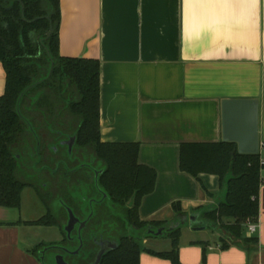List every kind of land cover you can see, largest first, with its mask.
<instances>
[{
  "label": "crops",
  "instance_id": "1",
  "mask_svg": "<svg viewBox=\"0 0 264 264\" xmlns=\"http://www.w3.org/2000/svg\"><path fill=\"white\" fill-rule=\"evenodd\" d=\"M60 7L61 56L100 62L101 141L139 144V164L157 174L140 219L167 222L169 228L185 222L182 264H264V169L258 231L247 235L258 241L226 250L221 235L195 211L216 205L219 177L196 179L180 169L182 148L224 143L226 99L260 100L264 144V0H60ZM6 81L0 62V98ZM31 189L23 191L20 209L0 206V264H42L33 253L34 228L53 230L50 243L61 238L56 226L27 224L44 216H26L24 197ZM175 203L186 214L179 222ZM144 245L171 249V241L161 237ZM140 264L172 262L142 252Z\"/></svg>",
  "mask_w": 264,
  "mask_h": 264
},
{
  "label": "trees",
  "instance_id": "2",
  "mask_svg": "<svg viewBox=\"0 0 264 264\" xmlns=\"http://www.w3.org/2000/svg\"><path fill=\"white\" fill-rule=\"evenodd\" d=\"M60 23V0H0V62L7 76L0 98V206L21 208L23 191L34 187L25 181V171L43 174L47 183V194H38L48 213L27 222L30 226H56L63 231L68 208L80 215L96 194H106L116 208L109 210L118 215L122 234L118 249L104 264H140L142 252L182 264V225L161 237L171 241L169 251L145 247L144 240L155 238L150 230L171 225L140 219L141 203L155 191L157 174L139 164V144L101 141L100 62L62 57ZM73 137L70 152L62 143ZM88 161L102 167L97 181H91L81 167ZM180 169L196 179L201 174L219 177L216 205L195 211L221 235L223 250L257 243V237L246 236L245 229L259 220L261 154L241 155L230 143L194 145L182 148ZM54 195L59 198L57 212L50 205ZM173 210L175 222L186 216L180 203L173 204ZM134 228L141 239L131 233ZM33 253L37 256L38 251Z\"/></svg>",
  "mask_w": 264,
  "mask_h": 264
},
{
  "label": "flooded vegetation",
  "instance_id": "3",
  "mask_svg": "<svg viewBox=\"0 0 264 264\" xmlns=\"http://www.w3.org/2000/svg\"><path fill=\"white\" fill-rule=\"evenodd\" d=\"M81 167L87 170L85 174L89 172L91 181L93 178L97 181L102 173V167L94 161L85 162ZM98 195L91 200L89 207L82 206L80 215H75L80 222L70 235L66 232L68 217L62 221L64 230H60L59 241L39 245L37 256L42 264H57V257H62L67 264H104L106 258L118 249L122 234L121 222L115 211H112L113 215L110 214L109 209L114 207L110 205L107 195ZM131 230L135 237L141 239L142 234L138 229Z\"/></svg>",
  "mask_w": 264,
  "mask_h": 264
},
{
  "label": "water",
  "instance_id": "4",
  "mask_svg": "<svg viewBox=\"0 0 264 264\" xmlns=\"http://www.w3.org/2000/svg\"><path fill=\"white\" fill-rule=\"evenodd\" d=\"M51 33H49V36ZM222 128L224 143L236 144L238 153L241 155H259L261 152L260 139V100L258 99H226L222 102ZM76 138L65 141L71 152ZM69 223L66 232L70 235L75 225L80 221L72 209L68 208ZM195 221V218H193ZM182 222L181 225H184ZM171 228H160L157 231L150 230L149 234L162 237L174 230ZM57 264H67L62 257H57Z\"/></svg>",
  "mask_w": 264,
  "mask_h": 264
},
{
  "label": "rangeland",
  "instance_id": "5",
  "mask_svg": "<svg viewBox=\"0 0 264 264\" xmlns=\"http://www.w3.org/2000/svg\"><path fill=\"white\" fill-rule=\"evenodd\" d=\"M22 174H23L25 181H27L28 183H31L34 186L32 187L33 189L28 191V193L24 197L25 204L23 205V207H24L26 216L28 217V219H36L41 215L46 216L48 213L47 208L44 207V205L42 204L43 201L41 202L40 201L41 199H39L38 196L36 195L38 191H41V193L43 194L44 193L47 194V189L46 187H44L45 184H47L45 182L46 180L45 176H43V174H41L42 176H37V175H34L33 172L30 173L28 171H25ZM80 186L82 188V184H80ZM34 190H35V193H34ZM58 200L59 198L56 195H54V197L51 198L50 200V205H52L54 212L58 211V208H59ZM32 230H33L32 232L33 240L35 241V244H37V246H35L34 249L37 251L39 250L38 248L39 245L42 244V246H44L50 243L51 240H47L48 237H51V238L55 237V232L53 230L36 229V228ZM245 235L246 236L249 235L248 228L245 229ZM164 244L167 245V243H164Z\"/></svg>",
  "mask_w": 264,
  "mask_h": 264
},
{
  "label": "built area",
  "instance_id": "6",
  "mask_svg": "<svg viewBox=\"0 0 264 264\" xmlns=\"http://www.w3.org/2000/svg\"><path fill=\"white\" fill-rule=\"evenodd\" d=\"M264 149V144H261V150L260 152ZM258 231V224H250L248 226V232L250 235H255Z\"/></svg>",
  "mask_w": 264,
  "mask_h": 264
}]
</instances>
